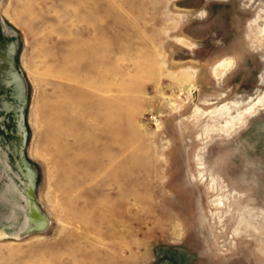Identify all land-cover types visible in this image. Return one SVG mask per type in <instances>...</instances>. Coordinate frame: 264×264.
Instances as JSON below:
<instances>
[{
    "label": "rangeland",
    "instance_id": "1",
    "mask_svg": "<svg viewBox=\"0 0 264 264\" xmlns=\"http://www.w3.org/2000/svg\"><path fill=\"white\" fill-rule=\"evenodd\" d=\"M0 264H264V0H0Z\"/></svg>",
    "mask_w": 264,
    "mask_h": 264
},
{
    "label": "crops",
    "instance_id": "2",
    "mask_svg": "<svg viewBox=\"0 0 264 264\" xmlns=\"http://www.w3.org/2000/svg\"><path fill=\"white\" fill-rule=\"evenodd\" d=\"M234 56L235 57H233V59L230 58V60L232 62V66L227 70L228 72H231L232 70H235V72L239 71V70H243V68L237 69V68H240L239 66L242 64L241 55H239L238 53L237 54L234 53ZM244 72H246V71H244ZM237 76H238V74H236V77L234 78V80H232L233 86H237V85L241 84L240 82H241V80H243V79L238 78Z\"/></svg>",
    "mask_w": 264,
    "mask_h": 264
},
{
    "label": "bare ground",
    "instance_id": "3",
    "mask_svg": "<svg viewBox=\"0 0 264 264\" xmlns=\"http://www.w3.org/2000/svg\"><path fill=\"white\" fill-rule=\"evenodd\" d=\"M251 109H252V107H251Z\"/></svg>",
    "mask_w": 264,
    "mask_h": 264
}]
</instances>
